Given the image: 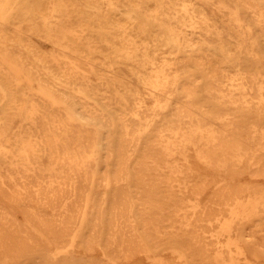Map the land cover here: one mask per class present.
Here are the masks:
<instances>
[{
    "label": "bare ground",
    "instance_id": "obj_1",
    "mask_svg": "<svg viewBox=\"0 0 264 264\" xmlns=\"http://www.w3.org/2000/svg\"><path fill=\"white\" fill-rule=\"evenodd\" d=\"M122 1L0 0V264H264V0Z\"/></svg>",
    "mask_w": 264,
    "mask_h": 264
},
{
    "label": "rangeland",
    "instance_id": "obj_2",
    "mask_svg": "<svg viewBox=\"0 0 264 264\" xmlns=\"http://www.w3.org/2000/svg\"><path fill=\"white\" fill-rule=\"evenodd\" d=\"M30 1H32V0H22V3L26 6V5L29 4ZM74 1L76 3H78V4H83L84 6L87 5L86 0H74ZM193 1H194V3H196V5L202 6L204 8V11L206 12V14H208L211 18H213L214 20H216L219 23L220 26H224V23L226 21V18L225 17H222V15L220 13H218L214 7H212L211 5L206 4V3L204 4V2L202 0H193ZM123 2H125V0H123L122 1V4H120V7L122 9V12L121 13H118V20H120V21H124L126 19L125 14H124L125 13V10H126V7L123 5ZM155 7H156V2L154 0H144L142 2V5H141V8L143 10H146V11L153 10ZM3 29L7 33L12 34V27L11 26H5ZM154 30H156V27L155 26L152 27V31H154ZM138 33L140 34L139 36H141V37L148 36V32L142 33L141 31H138ZM94 35L96 37L99 36L96 32H95ZM33 42L35 44L39 45L42 48V50L48 51V50L51 49V47L49 46V44L42 43L41 41H39L37 39L36 40L33 39ZM101 50L103 51L104 54H107L109 52V49L106 46H103V45L101 46ZM216 59H218L217 60L218 62L220 61L219 60L220 58H216ZM83 67L85 69H88V66H83ZM226 68H227L226 70L228 71V73H232L234 71V66H232V65H227ZM131 74L132 73H130L129 70H127L126 68H123V70L121 72V75H123V76H125V75L130 76ZM127 81L130 82L133 86H135L139 90L143 91L142 88H141V85L138 84V82H137L136 79H134V78L129 79L128 78ZM94 82L97 83V78H94ZM23 85L27 89L34 90V85L32 83L28 82L26 79H24ZM147 105L152 108L153 107V102L152 101H148L147 102ZM17 122H18V120L15 119L13 121V123L11 124L10 129H14L15 126L17 125ZM7 135L8 134H2V135H0V142H3L5 140V138L7 137ZM244 178L246 179L247 177H244ZM255 180H257L260 183H264V179H255ZM14 214L19 218V220H21V221L23 220L22 217L20 216V213L19 212H17V211L14 210ZM139 264H146V263H145V261L140 260V263Z\"/></svg>",
    "mask_w": 264,
    "mask_h": 264
}]
</instances>
